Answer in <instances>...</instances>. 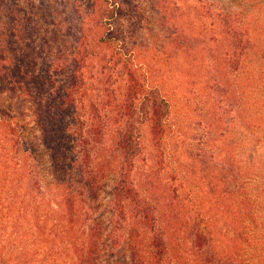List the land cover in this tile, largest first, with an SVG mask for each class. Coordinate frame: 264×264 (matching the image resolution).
<instances>
[{
	"label": "trees",
	"instance_id": "16d2710c",
	"mask_svg": "<svg viewBox=\"0 0 264 264\" xmlns=\"http://www.w3.org/2000/svg\"><path fill=\"white\" fill-rule=\"evenodd\" d=\"M170 2L163 5L166 15H171ZM131 5L132 0H0V180L11 184L1 191L18 182L29 190L19 202L13 197L16 190H10L15 203L11 228L22 229L23 235L37 229L34 238L57 236L64 243L59 248L62 264H113L115 243L120 242L113 239L108 247L107 228L119 232L124 242L118 264H264V189L251 187L264 164L258 165L257 140L247 129H242L236 160L230 151L226 162L208 164L207 204L197 205L193 214L187 212L189 204L168 210L179 198L193 201L191 193L176 190L167 207L154 202L153 168L140 169L138 163L140 127H149L154 159L162 163L168 158L163 140L170 102L160 87L168 71H176L179 49L188 46L177 47L171 34L159 50H152L163 56L153 64L134 42L132 26L138 29L144 21L132 10L129 14L125 6ZM183 5L187 16L195 13ZM217 77L196 80L198 92L189 94L216 91ZM249 115L246 108L239 121ZM28 131L35 133L32 151L21 149ZM108 182L104 222L95 207ZM159 191L155 201L165 197ZM247 216L251 228L241 222ZM17 239L18 234L11 237ZM9 247L14 253V246ZM33 250L32 244L20 250L12 264H32ZM1 257L0 264H7Z\"/></svg>",
	"mask_w": 264,
	"mask_h": 264
},
{
	"label": "rangeland",
	"instance_id": "374dc122",
	"mask_svg": "<svg viewBox=\"0 0 264 264\" xmlns=\"http://www.w3.org/2000/svg\"><path fill=\"white\" fill-rule=\"evenodd\" d=\"M164 3L165 0H132L131 7L125 6L129 14H132L131 12L139 14L140 22L142 19L144 21V26L140 23L141 27L138 29L132 26L135 32L134 42L140 47L139 53L149 57L153 64L159 63L163 56L155 54L152 50H159L171 34L177 47H182V44L188 46L187 50L179 49L180 54L174 57L177 63L176 71L174 73L168 71L169 76L163 80V86L160 84L161 94H166L168 98L166 95L165 97L170 102L166 138L163 140V145L168 150V158L163 159L162 163H157L159 161L154 159L149 127L144 123L140 127L142 135L140 152H143L138 155V163L140 169L146 167L145 165H151L153 168L151 181L155 182V186L151 188L154 190L152 194L154 202L161 201L163 206L167 207V202L172 203L174 190L178 191V194L191 193L192 202L179 198L180 201L175 200L174 205L167 209L176 205L179 209L178 206L189 204L187 212L193 214L197 205L199 207L207 204L206 197L210 189V180L206 179L208 164H216L218 160L226 162L230 151L234 153L235 160L238 158L240 143L244 142L243 128L257 140L255 142L258 147L256 153L258 165L264 164L260 158V156L264 158V0H171L169 3L171 15L163 12ZM182 3L195 7V9L190 7L195 13L187 16L185 12L188 10ZM135 4L137 5L133 9L132 6ZM167 17L172 18L173 23L172 21L169 23ZM212 22L216 24L213 28ZM149 46L152 49H149ZM232 54L234 57L228 63ZM212 61H215L214 65L210 64ZM211 66L216 67V70L211 69ZM216 74L218 77L215 79L220 82L216 86V91L212 87V91L204 89L199 97L191 96L193 93L189 94L190 90L195 94L198 92L200 84L198 82L195 84L196 80L210 81ZM183 81L185 85L182 88L178 87ZM208 84L211 85V82ZM154 85L159 86L156 82ZM246 108H249L252 115L245 116L246 121L240 122L239 114L245 112ZM248 124L255 126L251 128ZM33 135L35 133L31 135L29 132V138H26L21 149L34 150ZM211 144L215 148L212 149ZM107 155H110L109 150L104 156ZM44 160L45 157H41V161ZM258 170V176L251 186L255 192L264 189V165ZM141 174L136 171L137 177H141ZM34 180L30 181L31 185ZM10 185L7 181L0 180V207H3L0 209L1 258L7 260V264L15 263L18 252L29 250L32 244L33 252H36L32 264H62L64 257L60 255L59 248L60 244L64 243L57 236L51 234L34 238L38 234L37 229L30 228L27 234L23 235L22 229L11 228L10 218L15 205L11 194L16 190L13 197L19 202L23 191L29 190L25 184L18 182L14 183L8 192L1 191ZM110 189L111 183H105L104 191L98 196V205L94 206L95 215L100 216L104 222L109 216L105 206L110 197ZM159 189L163 190L165 200L161 198L155 201L156 194L160 193ZM190 205L193 208L189 207ZM200 213L202 216L205 215L202 209ZM31 214L32 211L29 212V216ZM248 217L241 219V222L243 226L251 228ZM31 218L34 219V214ZM27 219L30 220V217L27 216ZM40 221L38 220V224H41ZM46 225L50 226L49 223ZM11 232L18 234V239L14 242L11 240L14 234L10 235ZM108 232L106 244L110 249L113 239L120 242L115 243L119 247L114 249L113 254L111 253L115 257L113 264L121 263L124 255L121 251L124 243L121 234L107 228L105 234ZM187 240L186 244L188 242L191 244V239L187 237ZM9 243L14 246V253ZM228 246L225 244L223 247ZM184 249V253L188 255L191 253L187 245ZM13 256L16 259L12 260Z\"/></svg>",
	"mask_w": 264,
	"mask_h": 264
}]
</instances>
